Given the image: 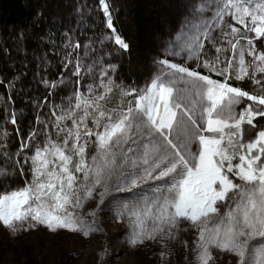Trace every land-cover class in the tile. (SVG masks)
<instances>
[{
  "label": "snow or ice",
  "instance_id": "snow-or-ice-1",
  "mask_svg": "<svg viewBox=\"0 0 264 264\" xmlns=\"http://www.w3.org/2000/svg\"><path fill=\"white\" fill-rule=\"evenodd\" d=\"M226 18L264 39V0H193L183 21L182 43L190 57L199 54ZM232 32L238 34L240 27ZM115 43L129 47L118 35ZM229 43L238 60L223 58L225 50L217 48L215 60L206 65L210 71L223 63L217 75L234 69L235 78L244 80L259 62L257 70L264 73V54L257 53L251 39L246 50L238 48V41ZM245 55L253 60L246 63ZM160 64L159 74L145 87H121V96L132 99L115 108L102 103L113 91L110 79L101 85L103 92L90 86L89 95H75V104L56 116L62 142L49 139L35 146L27 158L31 181L0 192V225L16 232L18 224L29 222L30 227L88 236L98 230L95 221L87 222L77 210L96 197L99 208L113 193L127 192L131 198L118 201L116 209L120 218H131L130 244L165 235L174 239V230L186 222L196 232V264H210L212 249L231 255L233 264H264V129L252 136L245 127L255 129V117H264V86L250 95L231 86L230 75L220 81L182 63ZM245 98L256 107L237 112ZM65 120L71 126L60 128ZM6 174L0 168V176ZM96 214L95 209L87 212Z\"/></svg>",
  "mask_w": 264,
  "mask_h": 264
},
{
  "label": "trees",
  "instance_id": "trees-1",
  "mask_svg": "<svg viewBox=\"0 0 264 264\" xmlns=\"http://www.w3.org/2000/svg\"><path fill=\"white\" fill-rule=\"evenodd\" d=\"M192 2L0 0V168L7 170L0 176V192L31 177L27 158L35 146L50 136L60 142L63 133L56 116L75 104V95H89L90 86L95 93L103 92L101 85L110 79L113 91L102 103L115 108L132 99L121 96V87H145L158 73L160 61L169 62L164 47ZM117 35L127 50L115 43ZM197 70L205 74L200 63ZM231 83L238 86L235 80ZM263 120L258 116L253 122ZM26 142L29 147L22 149ZM29 251L23 250L26 255Z\"/></svg>",
  "mask_w": 264,
  "mask_h": 264
},
{
  "label": "rangeland",
  "instance_id": "rangeland-1",
  "mask_svg": "<svg viewBox=\"0 0 264 264\" xmlns=\"http://www.w3.org/2000/svg\"><path fill=\"white\" fill-rule=\"evenodd\" d=\"M205 15L209 16L211 13L208 12ZM232 27H240V32L238 34L233 33ZM249 39L256 46L257 53L264 54V39L256 38L255 33L247 32L243 27L226 18V22L220 23L213 30L212 38L204 41V47L199 54L190 57L185 47L186 42L182 43L184 41L182 22L165 45L164 54L169 57V63H182L183 66H188L190 70L197 72H199L197 66L200 63L205 71V74L202 75L209 76L214 80L223 81L226 76L230 75L231 78L227 82L231 86H234L231 80H235L238 82V86L234 87H239L242 90L245 87L248 90L244 91H247L250 95H258L261 93L262 86H264V73L257 70L259 62L249 67V76L244 80L235 78L234 69L226 73L225 76L217 75V71L225 67L223 63L217 64V71H210L206 66L215 60L218 55L217 48L225 50L220 53L223 58L231 57L238 60L239 57L232 52L229 41L232 43L238 41V48L246 50ZM174 51L180 54L172 55ZM252 60L253 57L245 55L246 63ZM160 69L161 64L156 75L159 74ZM256 81H260V83H256ZM248 106L256 107L252 101H247L245 98L240 105L236 106V111L241 112ZM44 118L49 120V116ZM253 123L256 124L255 129L245 125L252 136L258 130L264 129V120L260 123ZM71 124V120H68L66 125L61 128L66 129ZM49 139L56 141L55 137L50 136L47 140ZM94 151L95 149H89V153ZM238 162V158L233 161V163ZM31 179L32 173L27 181H31ZM24 184L14 186L10 191L20 188ZM130 198L131 194L127 192L113 193V196L106 198L105 203L100 205L99 208H96L98 197L86 201L84 208L78 209L77 212L87 222L92 223L95 221V227L98 229L91 231L88 236H84L82 233H71L67 230L52 232L39 224L30 227L29 222L18 224L16 232L0 225V264H196V254L193 251L196 232L186 222L180 230H174V239L165 235L163 239L145 241L143 244L138 245L130 244L131 228L129 220L131 218L128 216L120 218L116 209L118 201L123 202ZM92 209L96 210L95 217L87 215V212ZM26 248L30 250L29 255L23 252ZM212 252L214 259L210 261V264H233L234 258L231 255L221 253L216 249H212Z\"/></svg>",
  "mask_w": 264,
  "mask_h": 264
}]
</instances>
